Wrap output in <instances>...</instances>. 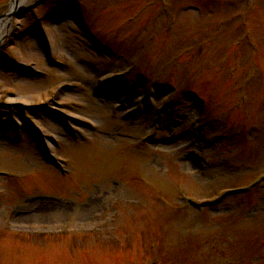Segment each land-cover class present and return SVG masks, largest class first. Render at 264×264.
<instances>
[{
  "label": "rangeland",
  "instance_id": "374dc122",
  "mask_svg": "<svg viewBox=\"0 0 264 264\" xmlns=\"http://www.w3.org/2000/svg\"><path fill=\"white\" fill-rule=\"evenodd\" d=\"M39 1L0 24V264H264V183L188 202L264 174V0Z\"/></svg>",
  "mask_w": 264,
  "mask_h": 264
},
{
  "label": "bare ground",
  "instance_id": "6f19581e",
  "mask_svg": "<svg viewBox=\"0 0 264 264\" xmlns=\"http://www.w3.org/2000/svg\"><path fill=\"white\" fill-rule=\"evenodd\" d=\"M16 3H19V8L21 9V8H23V7H25V5L27 4V0H16ZM11 20L12 19H10V18H4V19H2V21L5 23V24H7V23H9V22H11ZM2 34H3V32H2ZM1 34V35H2ZM0 35V36H1ZM15 101L17 100V99H14Z\"/></svg>",
  "mask_w": 264,
  "mask_h": 264
}]
</instances>
